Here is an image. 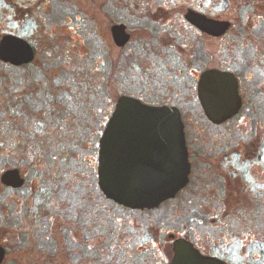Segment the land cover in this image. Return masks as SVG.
Masks as SVG:
<instances>
[{
	"label": "flooded vegetation",
	"instance_id": "af4514ba",
	"mask_svg": "<svg viewBox=\"0 0 264 264\" xmlns=\"http://www.w3.org/2000/svg\"><path fill=\"white\" fill-rule=\"evenodd\" d=\"M52 1L44 0L50 3ZM68 1L61 0L60 3ZM116 1L97 0L95 4L97 14L92 16L98 23L96 29L100 41L95 48L98 55L96 62L98 69L105 66L108 70L105 88L109 94L105 99L110 106H104L101 110L103 121L99 122L94 132L100 135L97 143H88V148L95 150L96 154L97 189L111 207L101 217L98 211H94L92 205L85 204V199L81 198L79 205L73 206L71 210H59L56 215L59 222H53V215L52 218L48 217L51 228L45 239L53 244L51 246H54L56 253L65 254L58 259V255L49 253L46 264H122V261L125 264H132L134 259L131 251L132 224H125L123 229L117 228L114 225L116 219L114 210L120 209L129 214H145L162 206L174 208L175 214L187 212L195 216L189 223L174 222L173 226L157 222L150 224V227H144L141 223L139 228L143 231L142 239L155 243V246L152 244L150 248L141 251L145 260L151 257L156 264H169L176 255V242L184 240L191 244L198 256L213 261L236 264L234 259L243 255L240 247L246 244L253 247L251 259L256 260L258 256L264 261V34L260 33V25L264 22V0H236L235 4L240 9L238 11L246 16L243 26L235 24V20L221 19L195 4L186 5L187 7L178 13H175V8L172 10L173 15L166 14L171 9L160 6L156 9L150 7L146 13L136 15L137 24L150 22L145 30L152 42L142 40L141 43L142 46H145L144 42L147 45L143 47L146 51L143 52L145 63L148 60L157 62L156 73L152 72V75L159 83L160 77L163 78V84H171L172 81L169 88L171 93L161 92L157 102L146 101L132 93L121 95L134 96L150 105L176 108L183 122L190 164L187 184L173 198L165 200L154 209H132L120 205L107 198L99 186L100 138L121 96L115 94L117 62L114 53L118 48L119 51H128L132 54L133 48L130 45L136 38L135 33L142 31L140 25L132 28L123 20H116ZM140 1H136L137 6L141 5ZM221 3L228 5L224 0ZM203 4L204 1L201 2V5ZM190 11L205 18L229 22V26L223 34L212 35L188 19ZM64 16L72 19L74 17L75 20L78 19L77 21L82 18L79 12H74L73 16L70 14ZM166 18L168 23L161 24L160 22L166 21ZM173 19L179 21L177 24L182 22L183 26L171 25ZM100 22H103V25ZM118 24H123L126 32L130 34L129 41L122 47L116 44L112 32L113 26ZM236 26L238 29L234 36L232 31ZM171 27L176 28L174 30L176 35L172 36V43L165 46L160 43V33H167L168 31L163 28ZM180 28L184 29V36ZM5 35L0 37V42ZM214 41L218 44L213 47ZM164 60L166 62H163L160 70V62ZM125 62H128L127 58ZM0 64L12 65L1 59ZM211 70L223 72L226 76L225 92L234 93L231 101L226 100L223 115L227 118L220 123L208 117L199 95L201 77ZM196 104L199 107L198 115L205 118V123L210 128V132L204 136L194 125L193 118L196 113L193 108ZM166 154L170 157L172 151ZM3 173L4 171L0 173V183L4 188L20 189L3 184L1 180ZM94 199L93 197V202ZM41 213L42 208L39 207L31 214L36 219ZM203 214L209 215L207 217L210 222L205 221ZM117 238L121 241L119 247L123 248L124 253L116 249ZM229 245L239 248L230 249ZM4 249L6 254L0 264L6 262L7 250L5 247ZM16 264L21 263L18 261Z\"/></svg>",
	"mask_w": 264,
	"mask_h": 264
},
{
	"label": "rangeland",
	"instance_id": "374dc122",
	"mask_svg": "<svg viewBox=\"0 0 264 264\" xmlns=\"http://www.w3.org/2000/svg\"><path fill=\"white\" fill-rule=\"evenodd\" d=\"M96 1L69 0L61 4V0L52 3L0 0V37L7 33L16 34L36 49L34 61L27 66L0 64V173L19 167L26 178V184L20 189L4 188L0 183V243L7 250L4 264L18 261L21 264H46L49 253L61 259L65 253H56L53 244L45 239L51 228L47 218L53 215V222H59L56 217L59 210H71L79 205L81 198L101 217L111 207L97 189L96 154L95 150L88 148V143L95 144L99 139L100 135L94 132L103 121L101 110L110 106L105 99L109 94L105 88L108 70L105 66L98 69L96 62L95 48L100 43L96 29L98 23L92 19L97 14ZM136 1L140 0L116 1V20H123L132 28L140 25L142 29L135 33L136 38L130 45L132 54L118 48L114 53L117 62L115 94L118 97L132 93L146 101L157 102L161 92L171 93L172 81L163 84L160 77L159 83L152 75L157 70V62L148 60L145 63L143 47L147 45L141 43L142 40L152 42L145 30L150 22L137 24V14L160 6L171 9L166 14L173 15V9L176 8L175 13H178L186 5L195 4L221 19L235 20V24L243 26L246 20V16L238 11L236 0H224L228 5H223V0H142V6H137ZM74 12L82 14L79 21L74 17L65 18L64 14L73 16ZM168 19L160 23L167 24ZM177 22L173 19L170 24L183 26L182 22ZM163 29L168 32L160 33V43L170 45L176 28ZM237 29L236 26L232 35H236ZM180 31L184 36V29L180 28ZM260 33L264 34V22L260 25ZM217 44L214 41L212 45ZM126 58L128 62H125ZM163 62L166 60L160 62V70ZM193 109L196 113L194 125L204 136L210 128L205 118L198 115L197 104ZM39 207L42 213L35 219L31 213ZM169 208L162 206L145 214L114 210L117 228L132 224V264H156L151 257L145 260L141 252L152 244L155 246L154 242L142 239L141 223L144 227L157 222L173 226L174 222L189 223L195 216L187 212L175 214L174 208ZM203 215L205 221L210 222L209 215ZM117 242L116 249L124 253L118 238ZM229 248L237 250L239 247L229 245ZM240 249L243 255L235 257L236 264H264L258 256L256 260L251 259L253 247L250 244Z\"/></svg>",
	"mask_w": 264,
	"mask_h": 264
},
{
	"label": "water",
	"instance_id": "95a60500",
	"mask_svg": "<svg viewBox=\"0 0 264 264\" xmlns=\"http://www.w3.org/2000/svg\"><path fill=\"white\" fill-rule=\"evenodd\" d=\"M187 17L215 36L223 34L229 26V22L205 18L194 11ZM112 32L120 47L130 39L123 24L114 25ZM35 55L34 47L20 36L6 34L0 42V59L5 63L29 64ZM225 78L223 72L211 70L205 72L199 82L202 105L216 123L227 118L223 115L226 100H232L233 92H225ZM170 151L169 157L166 153ZM189 172L179 111L174 107L150 105L131 95H121L100 138L99 186L105 196L132 209H154L173 198L187 184ZM1 180L12 188H21L25 183L19 168L7 169ZM175 251L169 264H226L198 256L184 240L176 242ZM5 254L0 244V263Z\"/></svg>",
	"mask_w": 264,
	"mask_h": 264
}]
</instances>
